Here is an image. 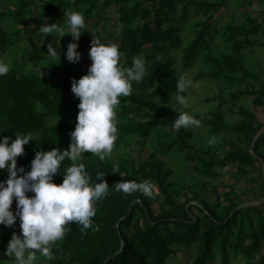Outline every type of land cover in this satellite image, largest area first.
<instances>
[{
  "label": "trees",
  "instance_id": "1",
  "mask_svg": "<svg viewBox=\"0 0 264 264\" xmlns=\"http://www.w3.org/2000/svg\"><path fill=\"white\" fill-rule=\"evenodd\" d=\"M100 0H72L68 2L49 1L43 6L47 16L59 14L64 16L66 10L72 7L83 6V12L90 16L92 11L98 6ZM111 0H105L108 5ZM122 0H114L119 4ZM172 0H159L169 7ZM30 4V2H28ZM184 18L188 14L185 7ZM160 13L164 17H159L155 30L147 28H133L134 22L146 12L140 5L125 8L119 14L122 27V46L127 55L125 66L132 65V58L142 55L146 59L147 72L140 82H133V91L127 97H120L119 108L116 111V119H120L117 124V139L115 143L129 139L132 136H139L143 143L151 140L153 132L160 126H168L174 135V141L169 145L167 151L179 144L186 149L193 151L194 147L188 142V132L181 128L178 132L172 128L175 113L168 105L173 102L177 88V69L174 56H171L170 49H179L182 46V39L179 27H164L168 13H164L161 8ZM9 16L5 11H0V23ZM250 25L255 21L249 19ZM145 28V27H144ZM255 28V27H254ZM209 26H205L198 31L195 39L191 42L186 51V66H191L199 53V48L207 43L206 35ZM21 31H18V33ZM149 32L147 36L142 33ZM258 29L251 28L238 29V36L249 38ZM18 33H12L3 28L0 24V58H3L14 44ZM236 35V34H235ZM91 35L87 33L86 42L90 41ZM246 41H240L234 45V51L240 53ZM148 46L150 48H148ZM145 48H148L145 50ZM36 59L38 56H34ZM209 62L216 66V70L211 77L216 80L226 78L222 62L216 57H208ZM224 63L229 66L231 72L238 73L246 71L243 60L234 54L224 58ZM53 65V64H52ZM57 76L54 81L42 77L37 73L30 75L23 71L11 69L3 76H0V136H8L15 139V135L31 134L33 140L24 145L25 152L17 157V167L23 166L25 171L30 170L31 161L34 159L36 151L51 150L52 148L68 149L71 138L70 129L64 121H58L49 126L48 116L57 117L62 108L72 109L79 112L77 105L79 98L71 91L72 78L79 79L82 75L77 69L67 64H56ZM200 78V77H198ZM245 77L242 78L244 80ZM188 90L184 93L187 96ZM242 93L236 94L239 96ZM256 107H263L264 99H256ZM136 111L142 112L139 118L129 117L127 121L121 118L130 116ZM250 118L255 115L245 112ZM206 123L210 126L213 134L223 131L234 130L247 133L249 130L254 133L256 129H246L245 127L231 126L226 123L219 112H211L203 115ZM259 139L255 143V152L260 155ZM257 149V150H256ZM195 152V151H193ZM235 153L230 152L229 158H235ZM254 161H258L251 156ZM195 159V157H194ZM73 163L67 158L61 163L60 169L54 176L56 184L62 183L63 173L66 167ZM75 163H84L86 171L90 176V183L95 182L96 173L103 172L106 175L102 178L107 180L109 186L121 181V173L127 176H134L137 182L142 179L155 181L156 187L165 196V202L171 206L176 218L171 221H158L154 217V211L145 197L141 195L140 202L124 196L122 191H115L110 188L108 195L96 202V215L92 217L95 224L99 226L98 231L92 228L84 234L81 232V225L76 222H69L66 227L68 231L64 237L57 241L58 246H53L56 264H167L168 259L175 253L177 247L189 246L197 243L198 252L194 259V264H209L214 261L217 252L221 253L223 264H231L232 252L238 254L239 249L243 248L248 257L255 258L261 254L264 241V215L259 214V219L255 223L249 214L250 209L257 210L256 207L248 209H238L231 217L224 222H219L213 218L214 210L211 205L202 202L204 206L203 218L192 217V208L187 210L186 204L180 205L174 198L171 191L172 182L170 177L172 171L165 168L162 161H157L153 165L145 163L140 167L127 168V161L120 162L119 171L114 172V165H107L99 161L94 153L85 152ZM0 171L8 178L7 169ZM210 173V171H207ZM20 175V174H18ZM99 182V181H97ZM31 196L34 193H27ZM238 205L234 204V208ZM233 208V209H234ZM11 209L15 213L16 201L13 200ZM208 212V213H207ZM249 218L248 223L246 219ZM144 222V224H142ZM239 227V234L247 231L244 240H237L239 234L231 229L233 224ZM173 224L176 228H170ZM164 226V230L161 229ZM248 226V227H247ZM249 228V229H247ZM132 230V231H131ZM20 221L17 218L14 226H4L0 224V264L2 261L1 253L6 250L13 232H19ZM134 233V234H133ZM248 241V242H247ZM247 242V243H246ZM258 264H264V253L260 255Z\"/></svg>",
  "mask_w": 264,
  "mask_h": 264
},
{
  "label": "rangeland",
  "instance_id": "2",
  "mask_svg": "<svg viewBox=\"0 0 264 264\" xmlns=\"http://www.w3.org/2000/svg\"><path fill=\"white\" fill-rule=\"evenodd\" d=\"M49 1L52 0H0V11L9 14L0 24L12 33L21 31L15 37L11 49L3 57L5 62L9 63L10 70H20L27 75L37 73L50 81L55 80L56 64L59 63L74 67L82 76L87 74L92 63L89 58L92 38H99L102 43H116L123 53L122 60L126 64L128 58L122 46L120 12L125 8L140 5L141 9H145L146 12L132 26L135 29L146 31L148 27L155 30L159 17H164L161 15L163 12L160 13L159 10L164 8V13H168L167 19L171 20L170 22L166 20L164 27L180 28L182 46L177 50L170 49L169 51L175 58L177 75L186 74L187 79L192 82L187 89L186 107L180 105L175 98L168 105L174 111L175 118L178 117L176 111L184 110L201 120L199 126L186 129L188 142L194 147L195 152L179 144L167 151L174 141V135L168 126H160L153 132L151 140L145 144L137 135L117 144L114 143L112 153L102 162L111 166L127 161V168L133 166L138 168L145 163L153 165L157 161H162L165 168L172 171L170 181L174 198L180 205L186 204L187 210L192 208L193 218H203L202 212L205 208L202 202H206L213 207V218L219 222L227 221L238 209L256 207L257 210L250 209L249 211L251 219L256 223L259 214L264 215V105L258 108L255 105L256 99H264V34L262 28L256 27L255 24L250 25L249 19L251 18L248 17L242 4L238 1L233 3L231 0H172L170 7L167 2L163 7L159 0H122L119 4L111 0L108 5L105 4V0H100L90 16L84 14L83 6L72 7L71 10L83 13L85 19V27L81 29L82 35L76 41L79 45L77 51L81 53V58L73 63L66 58L67 45L73 41L67 31L65 36L60 38V51L57 49V56L47 55L48 43H53V47H56L55 37H47V34L40 33V26L45 23L58 22L67 28L65 23L67 17L59 14L52 16L45 14L43 6ZM185 7L188 9V14L184 18ZM205 26H209V36L206 35L207 43L199 48L193 64L186 66V51L198 31ZM243 27L258 29L259 32H255L248 39L240 37L237 32ZM87 33L91 35L89 42H86ZM148 33L144 32L142 36H147ZM240 41L247 43L238 54L233 47ZM232 54L242 58L246 71L231 72L230 67L224 63V58ZM33 55L38 58L34 59ZM208 57H216L222 62L226 78L216 80L211 77L216 66L208 61ZM243 77H245L244 80H242ZM238 93L242 94L236 96ZM118 110L119 108L116 109ZM214 111L219 112L224 121L231 126H243L246 129L253 127L257 132L249 130L244 133L239 130H228L213 134L203 115ZM246 111L253 113L255 117H248L245 115ZM77 115L78 112L64 107L59 116H48L47 123L51 126L60 120L64 121L71 132L77 123ZM141 116L142 112L136 111L121 119L127 121L129 117L139 118ZM116 120L119 124L120 119ZM257 135L260 142L257 149L261 156L255 152L254 140ZM213 136L217 138V142L210 145L207 141ZM230 152L235 153L236 157L229 158ZM251 156L258 161H254ZM95 157L101 161L96 154ZM121 180H134V176H127L124 173ZM144 180L147 179H142ZM0 181H6L1 171ZM148 181L153 186L152 195H145V197L151 203L154 217L158 221L174 220L177 216L171 206L166 204L165 196L156 187L155 181ZM123 194L134 199L135 202H140V196L143 195L139 191L123 192ZM234 204L238 207L234 208ZM248 221L249 218L246 219V223ZM164 228L161 226L162 230ZM170 228L174 230L176 227L170 224ZM231 229L236 235L239 234L240 229L237 223L233 224ZM247 231L239 234L236 239L244 240ZM16 233L21 234V231ZM244 247L245 244L240 247L238 254L232 252L231 264H258L260 255L264 253V241L261 254L255 258L248 257L243 251ZM197 252V243L177 247L167 264H194ZM1 255V263L10 264V257L5 255V251ZM37 264L56 263L54 260L48 261L44 257H39ZM209 264H223L221 253L217 252V248L216 257Z\"/></svg>",
  "mask_w": 264,
  "mask_h": 264
},
{
  "label": "clouds",
  "instance_id": "3",
  "mask_svg": "<svg viewBox=\"0 0 264 264\" xmlns=\"http://www.w3.org/2000/svg\"><path fill=\"white\" fill-rule=\"evenodd\" d=\"M64 17H67V28L51 22L40 26L39 31L47 37H55L56 47L53 43L47 44V55L51 57L57 56L60 38L66 31L70 33L73 41L67 45L66 58L75 63L81 58L76 41L82 35L85 19L83 13L71 9L64 12ZM122 56L116 43H102L99 38H92L89 50L92 63L88 72L79 79L72 78L71 91L80 102L77 123L69 134L71 143L68 149L36 151L30 170L25 171L23 166L17 167V157L24 154V145L33 140L31 134L15 135V139L0 136V169L8 171L6 181H0V224L12 227L19 217L21 230V234L13 232L5 250L10 264H37L39 257L48 261L55 259L53 246H58L56 242L68 231L66 225L69 222L81 225L84 234L89 228L98 231L99 226L92 220L96 215L95 204L108 195L110 188L124 193L139 191L152 195L153 186L148 180H121L110 187L107 180L102 179L106 173L97 172L95 182L90 183L86 165L75 163L85 152L96 154L101 161L112 153L117 139L116 109L120 97L131 95L133 82H140L147 72L144 56H134L132 65L127 67ZM9 70V63L0 58V76ZM191 83L186 74L177 79L175 99L185 107L188 99L184 93ZM176 112L178 117L172 124L174 131L201 124V120L188 111ZM216 142L215 136L207 141L210 145ZM66 158L73 163L66 167L62 183L56 184L53 178ZM113 171H119L118 165L113 166ZM29 192L34 195H27ZM14 199L15 213L11 209Z\"/></svg>",
  "mask_w": 264,
  "mask_h": 264
},
{
  "label": "crops",
  "instance_id": "4",
  "mask_svg": "<svg viewBox=\"0 0 264 264\" xmlns=\"http://www.w3.org/2000/svg\"><path fill=\"white\" fill-rule=\"evenodd\" d=\"M242 4L249 18L255 21V26L262 28L264 34V0H231Z\"/></svg>",
  "mask_w": 264,
  "mask_h": 264
},
{
  "label": "water",
  "instance_id": "5",
  "mask_svg": "<svg viewBox=\"0 0 264 264\" xmlns=\"http://www.w3.org/2000/svg\"><path fill=\"white\" fill-rule=\"evenodd\" d=\"M258 135L256 136V138H255V140H254V144H255V142L257 141V139H258ZM256 157H258L257 155H256Z\"/></svg>",
  "mask_w": 264,
  "mask_h": 264
}]
</instances>
